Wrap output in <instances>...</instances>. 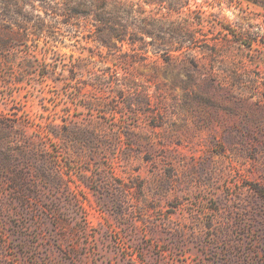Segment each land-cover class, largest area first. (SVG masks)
I'll return each instance as SVG.
<instances>
[{
  "label": "rangeland",
  "instance_id": "obj_1",
  "mask_svg": "<svg viewBox=\"0 0 264 264\" xmlns=\"http://www.w3.org/2000/svg\"><path fill=\"white\" fill-rule=\"evenodd\" d=\"M191 3L0 19V264H264V0Z\"/></svg>",
  "mask_w": 264,
  "mask_h": 264
},
{
  "label": "trees",
  "instance_id": "obj_2",
  "mask_svg": "<svg viewBox=\"0 0 264 264\" xmlns=\"http://www.w3.org/2000/svg\"><path fill=\"white\" fill-rule=\"evenodd\" d=\"M31 2L38 3L48 13L52 12L54 15L50 21L47 22L44 16L37 13L38 9L33 4L28 10L27 5ZM186 10L193 11L191 0H140L136 2L133 0H0V13L3 11L10 13L9 15L1 14L0 19L7 22L11 29L24 30L23 33L25 32L26 35L34 32L36 35L43 34L52 26L49 23H57L60 16L68 18L66 22L68 25H72V20L80 16H92L94 25L98 29H104L119 40H130L132 43L137 42L138 39H130L131 31L141 30L146 36H158L152 31L156 28L150 29L148 24L142 23L141 15L147 12L164 13V11L174 15ZM130 18L140 23L131 25ZM140 40L142 44H150V41ZM164 42L169 44L170 41ZM185 42V39L178 40L177 48L186 46ZM193 42L192 39L190 44ZM187 46L190 47V45Z\"/></svg>",
  "mask_w": 264,
  "mask_h": 264
}]
</instances>
